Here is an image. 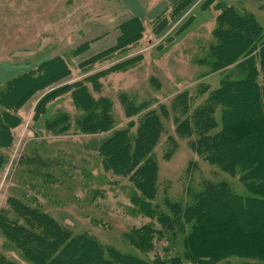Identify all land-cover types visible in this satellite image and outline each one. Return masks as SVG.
<instances>
[{"label":"rangeland","instance_id":"374dc122","mask_svg":"<svg viewBox=\"0 0 264 264\" xmlns=\"http://www.w3.org/2000/svg\"><path fill=\"white\" fill-rule=\"evenodd\" d=\"M171 1L0 0V84L57 56L65 58L70 68L68 74L49 82L20 106L23 122L14 129L15 141L11 148H0L8 154L7 166L0 172V208L6 205L10 194H20L17 190L22 177H35L20 159L37 150L56 161V167H53L55 178L41 180L46 184V193L41 201L43 210L59 222L74 232L89 231L104 244L118 249L119 263L124 261L122 253L128 252L152 260L169 258L181 250L184 256L187 255L182 247L170 253L165 251L166 242L158 237L147 252H142L127 239L126 233L143 224L160 228L159 213L156 211L149 215L138 202L139 199L148 200L142 197L129 177L106 169L99 152L85 146L91 139L105 137L111 131L95 135L77 130V115L88 113L94 119L99 116L100 109L96 105L83 110L74 103L71 95L74 83L85 81L95 99L106 97L110 101L116 120L114 128H122L128 127L132 118L139 120L142 113L127 116L126 95L131 96L135 104L149 100L151 107L161 102L170 106L180 91L189 90L196 94L201 82L210 90L220 86L229 67L211 69L208 64L197 62L199 58H206L208 43L214 40L218 11L213 7L202 8L205 0H195L157 33L152 20ZM241 4L255 14L256 21L264 28V0H242ZM134 16L141 17L144 25L142 36L136 43L111 55H99L117 43L122 33L121 24ZM187 21L189 25L181 29ZM133 57L134 61L125 62ZM96 73L100 75L101 86L92 80ZM237 77L232 76L231 79ZM209 91L197 96L193 104H198ZM223 112L222 109L213 113L204 131H200L198 126L195 128L198 136L208 139V149H203V154L192 148L190 138L177 134L173 115L163 118L164 129L153 148L159 165L158 193L150 204L156 209H165L163 198L166 195L175 200L186 197L188 201L184 192L186 185L191 184L192 190L199 191L202 178L226 179L239 193L247 195L255 193L253 188L264 185L258 183L260 175L250 173L246 179L242 177L239 180L238 176L230 175L204 158V154L209 152L212 159L215 146L225 134L221 131ZM64 114L72 121L69 129L64 134L57 135L56 130L50 134L48 121ZM193 162L194 169L188 174ZM236 171L244 173L245 170L238 167ZM246 181L255 187H249ZM21 217L28 231H41L43 234V230L28 216L25 218L21 214ZM46 239L51 241V235ZM19 246L17 242L16 246L11 244L0 230V250L20 264H33L23 256ZM61 247L62 243L55 244L47 260ZM242 261V257L230 256L212 264H240Z\"/></svg>","mask_w":264,"mask_h":264},{"label":"trees","instance_id":"16d2710c","mask_svg":"<svg viewBox=\"0 0 264 264\" xmlns=\"http://www.w3.org/2000/svg\"><path fill=\"white\" fill-rule=\"evenodd\" d=\"M194 1L172 0L152 20L155 31L164 30ZM241 2L205 0L201 4L202 8L213 7L218 13L215 15L214 40L208 43L206 58H199L197 62L208 64L211 69L229 67L221 85L213 90L201 82L196 94L183 90L174 96L170 106L161 102L156 107H151L149 100L135 104L131 96L126 95L127 116L142 112L141 116L139 120L132 118L129 126L126 125L128 127L114 128L116 120L110 101L106 97L95 99L85 81L72 84L71 95L79 108L86 110L97 105L100 109L99 116L94 119L88 113L77 115V130L95 135L111 131L105 137L91 139L85 146L99 152L106 169L129 177L142 197L148 200L139 199L138 202L149 215L159 213L160 228L143 224L126 233L127 239L142 252H147L158 237L166 242L165 251L170 253L182 247L187 255L184 256L181 250L169 258L152 260L128 252L122 253L124 261L119 263L118 249L104 244L89 231L74 232L59 222L43 210L41 201L46 193V184L41 180L55 178L53 167H56V161L34 150L20 161L34 172L35 177H22L17 190L20 194H10L6 205L0 208V230L11 244L16 246L17 242L20 245L18 248L23 256L33 264H212L230 256L242 257L240 264H264V185L253 188L256 194L247 195L239 193L226 179L202 178L199 191L192 190L191 184L185 187V196L191 202L189 205L186 197L175 200L167 195L163 198L165 209L157 206L156 209L150 204L158 193L159 165L153 148L163 132V118L171 115L177 134L190 138L192 148L203 154V149H208V139L198 136L195 128L198 126L204 131L213 113L223 109L221 131L225 134L215 146L212 159L209 152L204 158L230 175L238 176L239 180L246 179L250 173L260 175L258 183L264 184V28ZM188 21L181 29L189 25ZM120 28L122 33L117 43L99 55L126 50L144 31L139 16L126 20ZM68 69L65 58L57 56L0 84V148H11L15 141L14 129L23 122L20 106L34 92L68 74ZM99 76L97 73L92 76L97 86L100 85ZM232 76L239 77L231 79ZM208 91L205 98L193 104L197 96ZM67 119V123H58ZM71 122L66 114L59 115L48 121L47 128L50 134L56 130L60 135L69 129ZM7 156L0 150V172L7 166ZM194 166L195 162L189 166L188 174ZM238 167L245 170L244 173H238ZM246 182L249 187H255ZM21 214L25 218L28 216L43 234L28 231ZM50 235L51 241L46 239ZM58 242L62 247L47 260ZM0 264L20 263L0 250Z\"/></svg>","mask_w":264,"mask_h":264},{"label":"crops","instance_id":"0c3cea01","mask_svg":"<svg viewBox=\"0 0 264 264\" xmlns=\"http://www.w3.org/2000/svg\"><path fill=\"white\" fill-rule=\"evenodd\" d=\"M165 2H167V1H170V0H164Z\"/></svg>","mask_w":264,"mask_h":264}]
</instances>
